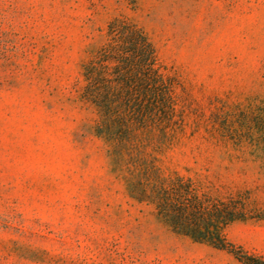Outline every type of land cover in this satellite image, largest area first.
I'll use <instances>...</instances> for the list:
<instances>
[{
  "label": "rangeland",
  "instance_id": "obj_1",
  "mask_svg": "<svg viewBox=\"0 0 264 264\" xmlns=\"http://www.w3.org/2000/svg\"><path fill=\"white\" fill-rule=\"evenodd\" d=\"M125 18L174 79L134 159L201 194L247 197L230 250L174 232L129 187L81 98ZM132 144H135L133 141ZM0 264H264V0H0Z\"/></svg>",
  "mask_w": 264,
  "mask_h": 264
},
{
  "label": "trees",
  "instance_id": "obj_2",
  "mask_svg": "<svg viewBox=\"0 0 264 264\" xmlns=\"http://www.w3.org/2000/svg\"><path fill=\"white\" fill-rule=\"evenodd\" d=\"M83 78L81 98L97 116V134L116 142L113 152L119 159L124 151L129 155L133 195L153 204L158 219L174 232L232 252L224 229L246 217L245 195L224 200L201 194L192 179L162 178L153 161L133 157L137 132L174 109V79L162 70L145 30L125 18L113 20L107 42L84 66Z\"/></svg>",
  "mask_w": 264,
  "mask_h": 264
}]
</instances>
